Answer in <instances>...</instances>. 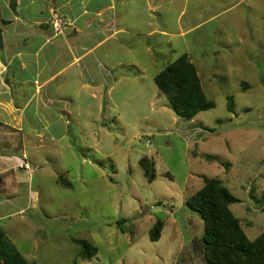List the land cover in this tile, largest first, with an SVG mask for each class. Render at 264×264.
<instances>
[{
    "label": "rangeland",
    "instance_id": "1",
    "mask_svg": "<svg viewBox=\"0 0 264 264\" xmlns=\"http://www.w3.org/2000/svg\"><path fill=\"white\" fill-rule=\"evenodd\" d=\"M114 14L113 37L44 92L69 111L66 135L0 130V165L11 169L0 175V227L35 264H207L204 223L186 205L204 177L238 200L229 208L249 240L264 233V0H115ZM183 54L214 105L191 121L154 83ZM78 72L118 83L93 99L74 89ZM79 240L96 248L91 260L79 259Z\"/></svg>",
    "mask_w": 264,
    "mask_h": 264
},
{
    "label": "crops",
    "instance_id": "2",
    "mask_svg": "<svg viewBox=\"0 0 264 264\" xmlns=\"http://www.w3.org/2000/svg\"><path fill=\"white\" fill-rule=\"evenodd\" d=\"M114 6L115 0H0V130L22 133L30 126L34 132L49 131L52 139L66 135L63 125L69 123V111L57 112V96L44 92L61 72L79 67L99 44L113 37ZM55 20L61 21L59 32L53 27ZM97 34L106 35L96 40ZM89 37L92 44L84 42ZM81 79L78 72L74 89L89 90L93 99L101 100L118 83L115 79L109 85L102 79L96 83ZM5 167L0 175L11 171Z\"/></svg>",
    "mask_w": 264,
    "mask_h": 264
},
{
    "label": "trees",
    "instance_id": "3",
    "mask_svg": "<svg viewBox=\"0 0 264 264\" xmlns=\"http://www.w3.org/2000/svg\"><path fill=\"white\" fill-rule=\"evenodd\" d=\"M3 47V34L0 29V49ZM160 94L165 96L176 117L191 121L198 113L210 110L213 103L206 98L195 65L187 54L179 56L163 71L154 77ZM229 109L232 98H228ZM146 180H155L154 163L148 157L139 160ZM202 187L186 199V205L195 211L204 223V233L198 243L207 264H264V233L254 240L245 235L240 220L230 211V205L238 200L212 178L203 179ZM65 186L67 182L58 180ZM259 203L258 201H256ZM163 224L157 221L149 231L150 240L157 241ZM80 248L79 259L91 260L96 254L95 247L87 241H76ZM197 248V249H198ZM0 264H35L28 261L6 237L0 227Z\"/></svg>",
    "mask_w": 264,
    "mask_h": 264
},
{
    "label": "built area",
    "instance_id": "4",
    "mask_svg": "<svg viewBox=\"0 0 264 264\" xmlns=\"http://www.w3.org/2000/svg\"><path fill=\"white\" fill-rule=\"evenodd\" d=\"M60 25H61V21H59V20H55L53 22V27H54L55 30H57V32H59V30H60L59 29L60 28ZM23 160H24V158H23ZM21 168L24 169V170H26V171H28L29 173L32 172L31 169H30V167H29V165H28V163L26 161H23V164L21 165Z\"/></svg>",
    "mask_w": 264,
    "mask_h": 264
}]
</instances>
